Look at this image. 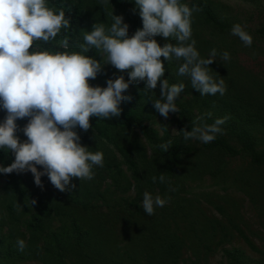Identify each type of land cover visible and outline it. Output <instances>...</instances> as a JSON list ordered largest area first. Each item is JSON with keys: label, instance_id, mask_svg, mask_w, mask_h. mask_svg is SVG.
<instances>
[{"label": "trees", "instance_id": "1", "mask_svg": "<svg viewBox=\"0 0 264 264\" xmlns=\"http://www.w3.org/2000/svg\"><path fill=\"white\" fill-rule=\"evenodd\" d=\"M47 2L57 9L63 7L66 18L70 19V28L62 29L54 41L34 42L29 51L79 52L89 22L104 23L108 27L112 12L114 15L123 12L135 31L143 26L135 0H109L106 6L102 0ZM181 3L200 9L193 13L192 39L201 58L207 59L213 48L217 50V56L207 67L216 80H225L226 93L200 95L192 88L189 77L177 74L182 61L168 62L161 57L165 67L161 80L167 79L170 85H185L175 101L178 112H172L171 117L160 114L154 103L162 99L161 81L151 91L145 89L142 81L130 84L123 93L131 99L121 102L119 117L90 118L89 129L115 146L129 175L114 158L104 161L103 167L95 166L96 176L90 181L72 178L75 187L69 186L63 192L43 175V185L55 188L56 195L65 199L58 205L59 199L51 202L25 189L34 183L31 172L25 179L16 178L14 172L0 173L6 178L2 191L8 216L15 221L13 214L18 200L24 210H29L27 204L34 207L29 218L23 221L29 237L24 251H19L22 260L34 259L40 264H208L210 254L239 237L250 251L263 257L253 258L242 246L230 245L220 249L226 263L263 264L264 235L242 221L236 201L205 190L204 183L208 178L209 186H218L225 192L228 188L241 191L257 213L263 215L261 227L264 230V53L257 52V43H264V24L255 29L244 28L255 41L251 54L249 47L231 34L233 25L238 23L225 14L222 2L181 0ZM63 39L68 40L66 47L60 43ZM155 39L161 47L175 43L172 38L156 36ZM96 51L93 48L84 55L94 57ZM224 51L229 52V60L221 59ZM113 72L114 69H110L108 75L100 73V79H112ZM117 74L124 76L125 81L129 79L127 70L117 71ZM197 117L203 119L198 121ZM224 117L228 119L220 125L222 131L216 134L214 141L204 144L197 139L184 140L183 131H191L194 123L211 125ZM156 120L159 128L151 124ZM171 121L176 134L170 131ZM16 123V135L24 134L22 129L28 118L18 119ZM74 130L80 140L86 138V131L79 127ZM133 131L144 142L129 140L127 135ZM161 144H169L167 152L159 147ZM96 149L92 147L89 151L96 152ZM14 158V153L0 149V160L5 167ZM234 158H246V166L230 167L229 161ZM37 169L43 171L42 166ZM161 174L166 177L165 182L157 179L153 183L152 177L158 178ZM104 177L112 180L114 190L110 191L109 187L100 190ZM131 187L134 195H124ZM145 191L167 200L164 207L155 208L152 216L142 207ZM33 200L36 203L33 204ZM67 201L68 207H60ZM97 201H101L104 210L96 208ZM203 203L220 217L211 215ZM55 218L61 222L57 227L52 223ZM116 228L120 229L121 238L116 235ZM252 235L260 239V244ZM11 252V247L0 249V264H5L1 259L11 256Z\"/></svg>", "mask_w": 264, "mask_h": 264}, {"label": "clouds", "instance_id": "2", "mask_svg": "<svg viewBox=\"0 0 264 264\" xmlns=\"http://www.w3.org/2000/svg\"><path fill=\"white\" fill-rule=\"evenodd\" d=\"M108 3L109 0H102L103 5ZM135 6L143 26L131 37L123 16L112 12L110 26L96 23L92 31L84 33L79 52H30L34 42L54 41L62 29L68 30L70 19L63 7H50L47 0H0V107L6 112L0 123V149L9 150L15 157L10 165H0V173L30 171L42 190L41 177L47 175L61 192L75 187L72 178L94 179L93 168L103 167L104 153L88 151L79 143L80 136L74 129L87 131L91 117H119L121 102L131 99L123 93L130 84L142 81L149 91L161 81L162 99L154 103L160 114L167 117L169 112H178L175 101L185 85H170L167 79L161 80L165 74L161 57L168 62L182 61L177 74L189 77L192 88L200 95L226 93L225 80H216L207 67L217 56V50L213 48L209 58H201L192 39L193 13L200 10L197 6L189 7L181 0H135ZM231 34L251 47L253 37L240 24L233 25ZM156 36L172 38L175 43L161 47ZM60 43L66 47L68 40ZM93 48L101 54L103 63L122 72L127 70L129 79L125 81L121 75L108 79L106 87L90 86L89 80L103 70L101 61L84 55ZM221 59L229 60V52L224 51ZM24 118H28L22 129L27 140L21 142L16 135V121ZM202 119L197 117L198 121ZM227 119H217L211 125L194 123L191 131H183L184 140L197 139L208 144L216 139L222 131L220 125ZM169 144L159 147L167 152ZM37 166H42L43 171H38ZM157 179L164 183L166 177L153 176V183ZM166 203L159 195L143 193L142 207L149 216ZM17 247L24 251L25 241L18 239Z\"/></svg>", "mask_w": 264, "mask_h": 264}, {"label": "rangeland", "instance_id": "3", "mask_svg": "<svg viewBox=\"0 0 264 264\" xmlns=\"http://www.w3.org/2000/svg\"><path fill=\"white\" fill-rule=\"evenodd\" d=\"M219 2H222L224 7H223V11L225 12L226 15H228V17H230L233 21H237L238 24H240L243 28L249 27L251 29H255L257 27H259V25L264 24V2H259L258 4L253 3L250 0H217ZM100 3V2H99ZM48 5L50 7H52V5H50L48 3ZM117 15H121L124 18V22L129 24L125 14L123 12H118ZM112 22V21H111ZM99 24V23H97ZM93 25L91 22H89L88 26H87V32L92 31L93 29ZM135 30L131 27V25L129 24V31H128V36L131 37L132 35L135 34ZM253 42H255L253 40ZM257 52H263L264 53V43H257ZM252 49L253 47H249V52L252 54ZM31 52V51H30ZM93 57V56H91ZM98 61H101L102 63V72L101 73H106L108 75L110 69H114L115 72H113L112 74V79H116L118 78V72H122L120 70H117L114 66L110 65V64H105L103 63V59L101 54L96 51L95 56L93 57ZM248 60V59H247ZM247 60H244L247 62ZM104 75V74H103ZM96 79V80H95ZM95 79H90L89 83L91 82L92 85L94 86H101V87H105V84L107 82V77H104L103 79H100V73H98L97 77ZM95 82V83H93ZM172 112L169 113L168 117H171ZM6 116V112L5 110H0V123L3 122L4 118ZM158 121H154L151 122L154 123L153 125L156 128H159V124L157 123ZM170 131L173 134L177 133L176 127L175 125L172 123H170ZM24 134H20L17 135L20 139L21 142H24L27 140L26 137H23ZM86 136V138H84V140H80L79 143L82 146L87 147V150L89 151V149H91L92 147H97V151H102L104 153V161L108 160L110 162L111 159L114 158V160L116 162H121V164L119 165L124 173L126 175H129L130 173L126 170V166L125 164L122 162V156L119 154V152L117 151V149L115 148V146L112 143H109L108 141H106V139H101L96 135V131L89 129L86 131V133L84 134ZM122 136H124V134H122ZM128 138L131 141H141L144 142V139L142 137H140V135L138 136L136 134V132H131L128 133ZM124 139V138H123ZM121 140V139H120ZM124 141V140H122ZM229 165H231L230 167H239V166H246L247 164V160L246 158H234L231 161H229ZM0 165L5 166L4 162L0 160ZM29 172L26 173H21V174H17L14 172V175L16 176V178L19 179V177L21 179H25L26 176H28ZM95 173V170H94ZM96 176V173H95ZM94 176V177H95ZM209 179L207 178L205 180L204 185H206L204 187L205 190L207 191H212L214 194L217 195H226L230 198V201H236L238 203V209L239 212L241 214V218L243 219L242 221H245V223L249 226V228L251 230H258L260 231L263 235H264V230L261 227V220H262V216L261 213L259 214V211L257 213V209H255L248 201L247 197L241 192L238 191L236 189H232V188H228L227 191H223L222 189H220V187L218 186H209ZM6 182V178L3 176H0V249H8V247H11V256H9L8 258H6L5 260L2 258L1 260H3L5 262V264H40L39 261L34 260V259H27V260H22L21 258H19V250L17 247V240L18 239H22L25 241V243L28 241V237H29V233L25 230V226L23 221L27 220L29 218V213H31L34 209V207L31 204H27V207H29V210H24V207L19 206V200L16 203V209H15V213L13 214V216L15 217V221L12 220L8 214L6 213L5 210V206L3 205V201H4V193L2 191V188L4 186ZM123 182V181H122ZM100 190L106 189L107 187H109V190L112 191L114 190V186H113V182L109 177H104L102 181H100ZM25 189L30 192V193H34L36 194L38 197H45V199L52 201H55L56 199H59L56 204H61L64 202V198L59 197L58 195H56V189L53 187H49L47 185H43V190L38 187L35 183H30L28 186L25 187ZM76 193V192H74ZM119 192L115 193L114 195L117 196L116 194H118ZM135 190L133 187H131L128 191L125 192L124 195L126 196H132L134 195ZM51 202H49L51 204V206L53 205ZM94 202V201H93ZM54 203V202H53ZM69 202L67 201V203H65L64 205L60 206V207H68ZM98 206H96L97 209L104 210L105 208L103 207V205L101 204V201H97ZM235 204V203H234ZM203 205L205 206V208L208 210V212L215 216V217H220L219 214L210 206H208L206 203H203ZM231 208H233L234 206L231 205ZM17 218V220H16ZM53 225L55 227H57L58 225L61 224V222H59L58 220H53ZM13 225V226H11ZM116 235H118V237L121 238V234H120V229L116 228ZM251 238L257 242L258 244H260V239L257 238V236H251ZM124 241H126V239H123ZM41 243V242H40ZM230 245H234V246H242L245 250L246 253L248 255H250L253 258H259V257H263L258 255L255 252L250 251L247 246L245 245L244 241L239 239V237H234V239L231 241V243H224L222 246H220L214 253L210 254L208 256V264H227L225 261V257L223 256L222 251L220 250L222 247H228ZM184 256H187V254H185ZM202 264V263H200ZM263 264H264V260H263Z\"/></svg>", "mask_w": 264, "mask_h": 264}]
</instances>
